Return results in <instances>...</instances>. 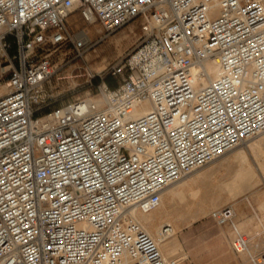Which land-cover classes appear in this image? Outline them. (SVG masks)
Segmentation results:
<instances>
[{"label":"built area","instance_id":"built-area-1","mask_svg":"<svg viewBox=\"0 0 264 264\" xmlns=\"http://www.w3.org/2000/svg\"><path fill=\"white\" fill-rule=\"evenodd\" d=\"M128 24V50L82 68L95 95L58 103L55 58ZM263 133L264 0H0V264H180L132 212ZM234 216L210 214L264 264V232Z\"/></svg>","mask_w":264,"mask_h":264},{"label":"rangeland","instance_id":"rangeland-1","mask_svg":"<svg viewBox=\"0 0 264 264\" xmlns=\"http://www.w3.org/2000/svg\"><path fill=\"white\" fill-rule=\"evenodd\" d=\"M89 29L91 39L93 41H97L101 37L99 26H92L89 27ZM130 30H133V33H130ZM138 34L139 29H135V24H128L118 30L115 34L100 40L99 43L87 53L84 61L74 59L72 58V55L69 54L59 58L57 56L55 60L57 61L58 66L47 83V87L50 91L57 95L58 103L78 98H92L95 95V88L93 86H98L100 84V80L95 76L91 82H89L88 74L82 68L87 66L93 72L99 70V66L103 63L112 62L124 51L128 50L135 39V36ZM261 139H264V133L257 138L250 140L245 145L232 150L233 152L241 150L246 155L250 166L253 168L257 178L259 179L258 187L243 190L240 194H238L240 197H238L235 201L225 202L218 207L215 205L210 206L207 212V214H209L211 211L220 209L221 207L231 206L238 212V215L233 218V223L238 227L240 232L251 238H254L257 232H264V210L261 207V203L264 200V153L262 151L260 155H255L252 151V146ZM232 151L222 157L231 155L233 153ZM215 165L210 166V164H208L199 168L185 176L180 181H184L197 171L211 169ZM224 181L225 183L230 182L231 177H222L221 182L223 183ZM177 184L178 183L174 185ZM207 194L209 195L210 191ZM226 198L228 199L229 197ZM177 202L179 207L178 210L181 213H195L198 210V205L191 201L189 197L178 199ZM244 209L249 211L251 218H247L244 215L242 212ZM257 219H259V223ZM168 222L174 224L173 219H170ZM178 222L180 223V228L177 236L175 237L177 247L173 250H169L166 255L181 259L182 264H187L189 259L196 263H206L208 255L210 254V251H207V249L210 250L211 245L215 246V243H211L212 237L221 233L229 242L233 235L230 224L218 226L210 215L204 218L197 217L192 221L187 219L185 222L184 220H179ZM250 225L252 227L247 228V226ZM203 246L207 247L206 252L202 254V249L200 248H203ZM238 256V264H250L246 255Z\"/></svg>","mask_w":264,"mask_h":264},{"label":"crops","instance_id":"crops-1","mask_svg":"<svg viewBox=\"0 0 264 264\" xmlns=\"http://www.w3.org/2000/svg\"><path fill=\"white\" fill-rule=\"evenodd\" d=\"M214 163H211L210 166L214 165ZM224 176H228V177L230 176L231 181L227 183H225L224 181L222 183L221 179ZM233 179L234 177L232 174L221 173L219 171H216L214 167H212L211 169L197 171L192 176L185 179L184 181L177 182L178 184L172 187L173 189H175L174 192L175 195L172 198L171 196H165V191L162 192V197H164V205H165L164 211H166V213L168 214V219L165 224L170 225L174 232L172 237H170L166 241H163L164 247L162 252L164 255H166V253H168L169 250H173L177 247L175 237L177 236V233L180 228L179 225L180 223L178 222L179 220H184L185 222L187 219L189 221H192L197 217L204 218L209 215L207 214V212L210 206L215 205L216 207H218L219 205L225 202L235 201L238 197H240V195L238 194H240L242 191L234 187L235 185L233 183ZM257 187L258 185L254 187H247L246 189H254ZM209 191L210 194L208 195L207 193ZM183 197H189L191 201H193L198 205L197 212L181 213L178 210L179 207L177 201L178 199H182ZM226 197L229 198L227 199ZM261 207L264 210V200L261 203ZM242 212L247 218H251V214L247 209L242 210ZM234 213L236 217L238 215V212L234 210ZM170 219L171 220L173 219L174 224L168 222ZM257 220L259 223V219ZM251 227H252L251 225L247 226V228H251ZM211 243H215V246L211 245V249L210 250L207 249V251H210V254L208 255V260L204 264H238L239 256L234 254L230 250L229 242L223 236V234L218 233L214 235L212 237ZM206 247L207 246H203V248H200L202 249L201 250L202 254L206 252ZM187 264H203V263H196L193 260L189 259Z\"/></svg>","mask_w":264,"mask_h":264},{"label":"bare ground","instance_id":"bare-ground-1","mask_svg":"<svg viewBox=\"0 0 264 264\" xmlns=\"http://www.w3.org/2000/svg\"><path fill=\"white\" fill-rule=\"evenodd\" d=\"M90 102L95 103L97 105H100L102 103L100 100L97 99H91L89 100L88 103ZM144 111H146V105L142 104L139 107H137L135 111V115H139ZM252 151L254 152L255 155H260L262 151L264 153V139H261L258 142H256V144L252 146ZM214 162L212 163H214V165L216 164L214 166V169L216 171H219L224 174L230 173L233 175L234 177L233 183L235 185L234 187H236L240 191H243L247 187H254L259 184V179L257 178L253 168L250 166V163L247 160L246 155L241 150L235 151L231 155L222 157L220 160ZM176 183L169 185L163 190L165 191V196H171L172 198L175 195L174 194L175 189H173L172 187ZM164 208H165L164 197H162V193H161V201L159 208L157 210L150 213H142L139 210L135 209L132 212L136 221L156 241L161 252L164 247L163 241L168 240L174 234L172 227L168 224H165L168 219V214L166 213V211H164ZM212 212L213 211H211L209 215ZM164 226L169 227V231L167 233H162V228Z\"/></svg>","mask_w":264,"mask_h":264},{"label":"trees","instance_id":"trees-1","mask_svg":"<svg viewBox=\"0 0 264 264\" xmlns=\"http://www.w3.org/2000/svg\"><path fill=\"white\" fill-rule=\"evenodd\" d=\"M105 81L108 84V86H110V87H112L114 85V83L110 77L106 78Z\"/></svg>","mask_w":264,"mask_h":264}]
</instances>
